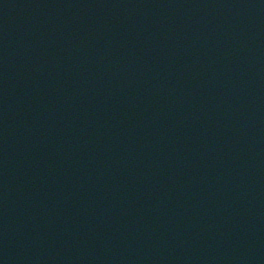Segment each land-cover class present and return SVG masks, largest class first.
<instances>
[{"label": "water", "instance_id": "water-1", "mask_svg": "<svg viewBox=\"0 0 264 264\" xmlns=\"http://www.w3.org/2000/svg\"><path fill=\"white\" fill-rule=\"evenodd\" d=\"M0 264H264V0H0Z\"/></svg>", "mask_w": 264, "mask_h": 264}]
</instances>
